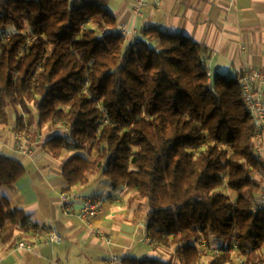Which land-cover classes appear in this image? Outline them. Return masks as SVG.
I'll return each instance as SVG.
<instances>
[{"label": "trees", "instance_id": "16d2710c", "mask_svg": "<svg viewBox=\"0 0 264 264\" xmlns=\"http://www.w3.org/2000/svg\"><path fill=\"white\" fill-rule=\"evenodd\" d=\"M107 2L0 3V125L8 108H31L38 127L61 130L43 148L60 159L66 191L100 174L145 200V232L173 258L121 264H199L201 237H234L245 264L264 263V204L252 209L263 164L239 84L209 79L206 49L180 34L147 28L127 40ZM16 120L25 132L34 118ZM24 175L0 155V192ZM27 224L0 196V234L12 239ZM232 263L228 253L208 262Z\"/></svg>", "mask_w": 264, "mask_h": 264}, {"label": "crops", "instance_id": "0c3cea01", "mask_svg": "<svg viewBox=\"0 0 264 264\" xmlns=\"http://www.w3.org/2000/svg\"><path fill=\"white\" fill-rule=\"evenodd\" d=\"M133 5L134 0H120L107 8L116 26L136 29L137 35L127 40L143 37L147 28H158L201 44L206 49L203 61L212 74L227 76L247 67L264 70V0H161L157 7L150 0L141 18L133 17ZM19 116L28 121L35 115L31 108H8L7 122L0 125V154L19 161L25 175L13 186L2 187V202L21 209L28 223L53 225L62 242L33 252L17 251L15 242L24 233L16 231L12 239L0 234V264H102L113 256L120 262L126 257L172 260L171 251L148 242L145 200L130 189L113 190L100 174L69 190L82 197L102 199L100 212L91 224L85 226L76 216L63 215L59 194L67 192V185L61 176L60 159L43 148L44 142L61 130L49 125L38 127L33 120L27 131H21L16 126ZM16 131L23 133L24 145L32 155L14 151ZM255 145V154L263 164V169L254 174L258 192L264 187V126ZM77 208L75 203L73 210ZM99 233L110 237V242L101 239Z\"/></svg>", "mask_w": 264, "mask_h": 264}, {"label": "built area", "instance_id": "2783aa9c", "mask_svg": "<svg viewBox=\"0 0 264 264\" xmlns=\"http://www.w3.org/2000/svg\"><path fill=\"white\" fill-rule=\"evenodd\" d=\"M7 0H0L4 2ZM154 6H159L161 0H152ZM150 4V0H134L132 9L134 18L143 17L144 10ZM115 31L120 35L127 37H135L137 31L134 28H128L125 25L115 26ZM105 32V31H103ZM202 68L206 72L208 78L211 77V72L204 65ZM228 77L233 78L240 86L241 100L251 114L253 125L256 126L257 132L253 138V149L257 152L256 140L260 137V131L264 126V70L247 67L241 70H235L228 74ZM67 128H64L66 131ZM14 151L23 156H30L33 154L31 149H27L24 145V135L20 131L14 132ZM60 209L65 216H76L83 225L89 226L91 221L99 214L102 205V199L98 196L82 197L79 193L75 192H61L59 194ZM77 203V210H73V205ZM264 204V187L260 191L255 192V201L252 209L255 210L257 206ZM98 236L110 242V237L99 233ZM62 242L60 232L53 225H37L28 223L24 229V236L15 242L14 248L17 251L33 252L39 247L52 246ZM149 243H153L150 238ZM199 248L202 252L206 253L211 259H219L222 255L228 253L231 255L232 264H245L242 256L237 254V243L234 237L229 241L210 239L207 241L204 237L200 238ZM102 264H121L119 259L115 256Z\"/></svg>", "mask_w": 264, "mask_h": 264}, {"label": "rangeland", "instance_id": "374dc122", "mask_svg": "<svg viewBox=\"0 0 264 264\" xmlns=\"http://www.w3.org/2000/svg\"><path fill=\"white\" fill-rule=\"evenodd\" d=\"M119 1L120 0H108V5H107V8L109 9L110 7H113L116 3H119ZM122 1V0H121ZM30 119V118H29ZM34 125H36L37 126V118H36V115L34 116ZM61 134V133H60ZM81 155H84V154H82V153H80ZM0 155H4V156H6L7 154L6 153H3V152H1V154ZM225 191V190H224ZM227 193H230L229 191H226ZM231 194V193H230ZM191 243H193V242H191ZM211 260V258L209 257V256H204L201 260H200V262H199V264H208V262Z\"/></svg>", "mask_w": 264, "mask_h": 264}]
</instances>
